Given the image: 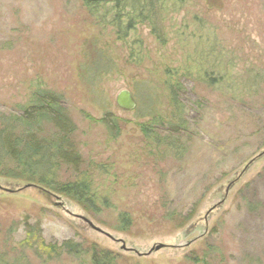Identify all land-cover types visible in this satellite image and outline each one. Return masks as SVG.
Listing matches in <instances>:
<instances>
[{"label":"rangeland","instance_id":"1","mask_svg":"<svg viewBox=\"0 0 264 264\" xmlns=\"http://www.w3.org/2000/svg\"><path fill=\"white\" fill-rule=\"evenodd\" d=\"M153 1L165 42L147 13L118 40L81 0H0V115H19L37 89L60 93L98 206L0 177V264H93L89 252L21 251L25 220L47 243L97 247L115 264H264V0ZM100 50L114 63L87 80L82 56ZM122 91L134 111L117 107ZM75 177L56 169L60 185Z\"/></svg>","mask_w":264,"mask_h":264},{"label":"trees","instance_id":"2","mask_svg":"<svg viewBox=\"0 0 264 264\" xmlns=\"http://www.w3.org/2000/svg\"><path fill=\"white\" fill-rule=\"evenodd\" d=\"M81 1L91 15L98 17L100 13H103L102 23L112 27L115 35L119 34L118 40L127 39L136 25L150 15L153 35L160 42H165L163 31L154 18V14L158 19L159 16L156 11L157 5L153 0ZM108 16H111L110 21H107ZM98 40L99 38H95L92 43H98ZM107 52L97 51L95 58L84 53L83 65L79 67L81 75L83 73L87 80H92L99 74L97 71L101 66L113 65L114 59H110ZM170 95L174 111H177L181 106L178 87L172 86ZM64 104V98L60 93L49 89H37L29 104L20 108L19 115H0V177L36 184L50 192L67 196L83 206L85 210L94 211L98 207L97 198L82 171V157L71 139L76 133V126ZM107 117L108 119L105 116L100 122L106 126L112 136L119 137L121 129L118 119L109 118L110 114ZM151 127L141 126L143 133L148 135L154 132ZM51 130H54L57 135L49 136ZM60 165L71 170L76 176L75 179L58 184L55 180V172ZM23 225L26 235L20 243L21 251L30 252L41 260L50 261L64 254L79 256L89 252L93 264H115L109 253L100 251L97 247L86 248L83 244L72 240L62 244L47 243L38 223L31 224L25 220ZM16 226L14 224L13 228ZM199 257L193 254L192 264L205 262L206 259L201 260ZM204 257L206 258L207 254Z\"/></svg>","mask_w":264,"mask_h":264},{"label":"water","instance_id":"3","mask_svg":"<svg viewBox=\"0 0 264 264\" xmlns=\"http://www.w3.org/2000/svg\"><path fill=\"white\" fill-rule=\"evenodd\" d=\"M116 105L119 109L123 110V111H134L136 109V101L134 99V96L129 92V91H122L118 94V96L116 97ZM83 220L95 231L103 234L104 232L95 227L90 221H88L87 219L83 218ZM105 234V233H104ZM107 235V234H106ZM163 248L162 245L155 247L154 249H152V251L149 253V255L153 252H157L159 250H161Z\"/></svg>","mask_w":264,"mask_h":264}]
</instances>
